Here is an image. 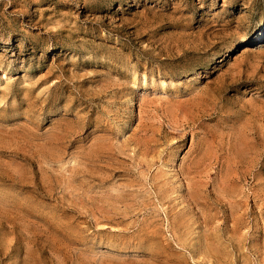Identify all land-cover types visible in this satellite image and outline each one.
I'll use <instances>...</instances> for the list:
<instances>
[{
  "label": "rangeland",
  "instance_id": "374dc122",
  "mask_svg": "<svg viewBox=\"0 0 264 264\" xmlns=\"http://www.w3.org/2000/svg\"><path fill=\"white\" fill-rule=\"evenodd\" d=\"M0 264H264V0H0Z\"/></svg>",
  "mask_w": 264,
  "mask_h": 264
},
{
  "label": "bare ground",
  "instance_id": "6f19581e",
  "mask_svg": "<svg viewBox=\"0 0 264 264\" xmlns=\"http://www.w3.org/2000/svg\"><path fill=\"white\" fill-rule=\"evenodd\" d=\"M90 3H91V2H90ZM49 33H50V32H49ZM262 33H263L262 31H259V32L257 33V36H256V40H257V41H258V40L260 39V37L262 36ZM4 75H5V74H4ZM4 75H3V76H4ZM7 76H8V75H7ZM5 77H6V76H5ZM5 77H4V78H5ZM1 85H2V84H1ZM191 107H192V106H191ZM191 107H190V108H191ZM192 110H193V109H192ZM188 113H189V112H188ZM191 114H192V113H191ZM184 120H185V119H184ZM241 124H243V123H241ZM64 126H65V125H64ZM243 126H244V125H243ZM236 131H237V130H236ZM239 131H240V130H239ZM183 132H184V131H183ZM242 133H244V132H242ZM242 133H241V134H242ZM241 139H242V138H241ZM200 145H201V144H200ZM206 145H208V144H206ZM242 145H243V144H242ZM246 146H247V145H246ZM203 147H204V146H203ZM249 147H250V146H249ZM240 148H241V147H240ZM204 150H205V148H204ZM242 150H243V149H242ZM247 150H248V149H247ZM244 151H246V150H244ZM206 152H207V151H206ZM239 152H240V151H239ZM205 154H206V153H205ZM241 154H242V153H241ZM244 154H245V153H244ZM246 155H247V154H246ZM221 180H222V179H221ZM229 186H230V185H229Z\"/></svg>",
  "mask_w": 264,
  "mask_h": 264
}]
</instances>
